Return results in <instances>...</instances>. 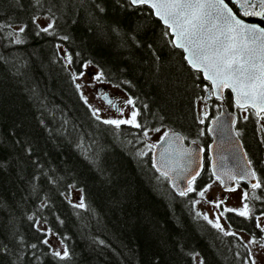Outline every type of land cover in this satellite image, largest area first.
Wrapping results in <instances>:
<instances>
[{
  "label": "trees",
  "instance_id": "trees-1",
  "mask_svg": "<svg viewBox=\"0 0 264 264\" xmlns=\"http://www.w3.org/2000/svg\"><path fill=\"white\" fill-rule=\"evenodd\" d=\"M34 17L49 18L51 34L39 32ZM0 24L11 25L0 29V264L249 260L238 235L225 236L197 215L198 191L213 179L206 154L196 191L180 196L153 167L149 147L144 151V131L157 128L206 148L207 121L220 106L150 8L128 0H0ZM19 26L23 33L13 29ZM85 64L133 100L141 128L117 129L93 115L74 80ZM201 99L211 103L203 123ZM225 104L234 107L228 91ZM256 123L249 114L236 128L260 169ZM71 188L81 192L84 208L68 199ZM248 203L249 218L226 212V222L262 239L255 216L264 208ZM49 235L63 241L68 258L53 255Z\"/></svg>",
  "mask_w": 264,
  "mask_h": 264
},
{
  "label": "snow or ice",
  "instance_id": "snow-or-ice-1",
  "mask_svg": "<svg viewBox=\"0 0 264 264\" xmlns=\"http://www.w3.org/2000/svg\"><path fill=\"white\" fill-rule=\"evenodd\" d=\"M38 2V0H37ZM131 6H147L152 9L155 16L158 17L164 25L171 30L175 37L172 43L177 48H182L186 53L184 59L197 72L203 74V79L211 85V95L217 99H223L224 89H230L234 94L236 106L241 109L251 108L255 115L264 118V0H128ZM102 10V9H101ZM244 18H259L260 23H249ZM32 23L37 26L39 32L50 33L53 28L52 23L46 26H41L34 17ZM11 25L0 24V29L10 27ZM17 31L23 33L25 26H19ZM14 33L9 32L12 36ZM39 34V33H38ZM67 39V37H63ZM15 43L20 44L22 40L17 38ZM69 63L72 62L71 56L67 57ZM87 67V64L84 65ZM83 75V73H80ZM103 73L100 72L94 76V79L101 81ZM80 88V85H77ZM107 100V96L104 97ZM108 103L115 107L111 100ZM127 105H133V100L129 98ZM119 111V110H118ZM93 115L100 119L98 110H93ZM139 112L132 110L127 119H105L102 122L107 125H112L119 129L122 125H130L134 128H141L142 125L137 122ZM205 118L207 113L205 112ZM247 117H245L246 119ZM203 123V119L200 121ZM159 132L160 129H154ZM144 136H148V132L144 131ZM236 135H239L237 132ZM169 137L168 132H164L161 140ZM183 137L176 135L175 140L182 143ZM195 143V141H193ZM149 149L156 146L149 145ZM202 152L203 149H200ZM190 155V153H187ZM146 155V153H140ZM161 160L158 163L153 160V167L160 172L161 176L170 178L169 171L180 169L184 171L179 161H176V167L170 168V161L165 160L164 153H161ZM181 159L185 152L178 154ZM200 173L197 171L187 178V187H177L180 196H187L189 193L196 191L193 185L196 183ZM213 175H216L213 172ZM230 180L245 179L251 176L255 179V172L245 171L239 178L231 172H225ZM223 183V181H221ZM261 182H256L251 185L253 190L261 188ZM211 185L206 186L198 191L201 198L206 196ZM235 191V189H228ZM259 198V197H257ZM249 199V192L242 193V207L238 209L225 208L224 212H235L240 217L249 218L252 215V210L249 203L245 202ZM199 203V201H195ZM214 203L215 207L219 208L223 203V199ZM74 207L84 208L85 204L81 197L80 203ZM197 215H201L199 212ZM223 215V212L220 213ZM264 215V213H261ZM214 228L222 232L225 236H235L236 234L226 231L221 227L218 219L215 221L209 220L205 214L203 216ZM259 220V217H256ZM257 228L264 231V226L260 223L256 224ZM47 243V241H44ZM248 244H256V240H249ZM35 247V245H32ZM247 247V244H245ZM260 249L264 250V242H259ZM53 255L63 260L69 257V250L65 247L63 252L54 251ZM252 253L249 252V260L251 264H257V261L252 259ZM249 260L245 264H249ZM203 264V261H200Z\"/></svg>",
  "mask_w": 264,
  "mask_h": 264
},
{
  "label": "water",
  "instance_id": "water-1",
  "mask_svg": "<svg viewBox=\"0 0 264 264\" xmlns=\"http://www.w3.org/2000/svg\"><path fill=\"white\" fill-rule=\"evenodd\" d=\"M161 23L164 25L162 21ZM168 31L173 41L175 37L172 35L170 29H168ZM179 49L182 50L185 56L186 53L183 51V49ZM201 75L203 76L202 73ZM104 89V86L100 85L96 88V91L100 95L101 100L106 105H110L108 103V100H111L110 95L108 92H105ZM226 91L231 93L233 103L236 106L234 94L230 89H224L223 99H217L212 95L215 99L220 100L221 104L219 112L208 122L207 131L211 141L206 149H203L201 152L200 149H202V147L200 145L193 142H186L182 133L174 130L167 131L169 133V137L165 138V140H161L160 137L163 136V133L154 143L156 147L151 149L152 163L154 159L159 163L161 160L160 154L164 153L165 160L170 161V168L176 167V161H179L180 165L183 167L184 171L176 169L175 171H169L168 173L170 178L167 179L176 192H178L176 186L181 188L187 187V178H189L191 174H194L197 171L201 173L204 166L205 154H207L208 157V167L211 175L214 178H217L220 182L223 181L221 185L224 189L234 188L237 183L236 180H230L224 175L226 171L231 172L237 178H239V176L245 171L255 172L250 160L247 157L241 138L239 135H236V114L225 104ZM105 96H107V100L104 98ZM176 135L184 138L182 143L175 140ZM181 152H185L183 159H181L178 155ZM187 153H190V155ZM213 172H215L216 175H213ZM239 182L245 183L251 187L253 183L258 181L256 176L255 179H253L251 176H247L245 179L239 180Z\"/></svg>",
  "mask_w": 264,
  "mask_h": 264
},
{
  "label": "rangeland",
  "instance_id": "rangeland-1",
  "mask_svg": "<svg viewBox=\"0 0 264 264\" xmlns=\"http://www.w3.org/2000/svg\"><path fill=\"white\" fill-rule=\"evenodd\" d=\"M51 20L47 17H40L38 19V23L41 26H46L48 23H50ZM18 29V27L13 28ZM64 60L67 61V56L65 55V52L62 53ZM68 63V61H67ZM69 67V65H68ZM83 75H74V80L76 85H80L79 91L85 100V102L89 105L90 109L98 110V115L100 117V120L105 119H127L130 115V112L133 109V105H127V100L129 97L126 95L124 91H122L120 88L112 86L110 84L102 83L101 81H97L94 79V76L99 73L97 67L91 66L87 64V67H84L83 71L81 72ZM99 85H103L106 92H109L111 96L115 98V102L119 105V111L113 110L110 106L106 105L100 98V95L97 93L96 88ZM210 101L207 99H201L196 102V108L198 112V118L203 121L209 117V108H210ZM205 112L207 113V117L205 118ZM247 113L246 110H242L241 114L245 116ZM260 127L264 131V119L259 120ZM164 133V129H160L159 132L150 130L148 131V136H146V143L144 148V151L148 148V146L153 145L157 139L161 136V134ZM240 137L241 133L238 131ZM211 185V187L208 189V192L206 193V196L204 198H201L197 194V200L199 203H195V209L197 213L199 212L201 215L204 216L205 214L208 216L209 220L215 221L216 219L219 220L221 227L224 228L226 231H230L238 235L245 244H247V247L249 249V252L252 253V259L257 261V264H264V250L260 249L259 242H264V231H262V239H256L253 238L251 235L240 231L235 230L231 228L225 219V208H233L238 209L242 207V201L241 196L242 193L247 191V189H243L241 187H238L235 189V191L226 190L222 187L221 182L218 179L213 178L206 186ZM204 186L203 188H205ZM202 188V189H203ZM264 188V187H263ZM201 189V190H202ZM233 189V188H231ZM248 192V191H247ZM253 195L256 194L255 190L250 191ZM81 192L77 189L71 188L67 194L68 199L75 203H80ZM223 199V203L220 205L219 208L215 207L214 203H209V201L218 202V200ZM223 212V215H220V213ZM256 223H260L262 226H264V217H259V220L256 219ZM39 226L42 229H45L41 223ZM48 242L51 244L53 251H60L63 252V249L65 248V245L63 241H61L58 238L53 237L52 235H49L47 237ZM249 240H256V244H248L247 242ZM251 264V262H250Z\"/></svg>",
  "mask_w": 264,
  "mask_h": 264
},
{
  "label": "flooded vegetation",
  "instance_id": "flooded-vegetation-1",
  "mask_svg": "<svg viewBox=\"0 0 264 264\" xmlns=\"http://www.w3.org/2000/svg\"><path fill=\"white\" fill-rule=\"evenodd\" d=\"M226 2H227V0H226ZM245 19V21L246 22H249V23H260V20H259V18H244ZM261 26L262 27H264V24H261ZM232 97V96H231ZM112 98V97H111ZM112 100L114 101L115 100V98L113 99L112 98ZM244 110H246L247 111V113H246V115L245 116H243L242 114H241V112H242V110H239L238 112H239V115H240V117L242 118V119H244L245 117H247L249 114H253L254 116H255V118L257 119V123H256V125H255V134H256V137H257V140H258V142L260 143V144H264V131L261 129V127H260V123H259V120L260 119H264V118H261V117H258L257 115H255V113H254V111L253 110H251L250 108H247V109H244ZM242 140V139H241ZM243 143V142H242ZM243 146H244V144H243ZM245 148V147H244ZM245 151H246V149H245ZM246 153H247V151H246ZM247 155H248V153H247ZM249 158V157H248ZM259 161H260V163L262 164V168L260 167V169H257V168H255V166H254V168H255V172L257 173V175H259V173L258 172H262L261 170L263 169V172H264V145L262 146V151H261V156H260V158H259ZM260 176V175H259ZM259 176H258V181L259 182H261L259 179H261V177L259 178ZM238 187H241V188H243V189H247V191L249 192V199L248 200H251V202H252V204L254 203H256L257 205H261L262 206V208H264V186H261V188H259V189H255V192H256V194L255 195H253L252 193H250V191H253V189L252 188H249V186H247V184H245V183H238V184H236V186L233 188V189H236V188H238ZM257 197H259V198H257ZM248 200L247 201H245V202H247L248 203ZM250 206V205H249ZM251 208V207H250ZM254 209H255V207H254ZM252 210V209H251ZM261 213H264V210H261L260 212H258V214H256V216H255V220H256V217H264V215H261Z\"/></svg>",
  "mask_w": 264,
  "mask_h": 264
}]
</instances>
